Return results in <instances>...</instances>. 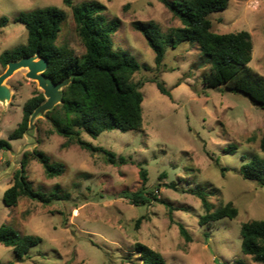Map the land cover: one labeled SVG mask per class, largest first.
I'll return each mask as SVG.
<instances>
[{
  "label": "rangeland",
  "instance_id": "374dc122",
  "mask_svg": "<svg viewBox=\"0 0 264 264\" xmlns=\"http://www.w3.org/2000/svg\"><path fill=\"white\" fill-rule=\"evenodd\" d=\"M96 1L106 7L108 21H117L113 48L127 52L141 69L132 76L141 83L143 100L140 130L103 132L95 139L81 133L93 147L124 157L126 164H108L103 154L82 150L52 132L45 114L33 119L29 136L11 141L9 151H0V226L5 224L21 235H33L41 243L17 260L12 248L0 244V262L12 264H138L134 246L146 245L160 253L167 264H264L241 253L240 228L264 220V187L242 179L241 157L264 158L260 140L264 136V111L240 93L224 88H204L202 78L209 65L198 66L197 45L164 46L161 66L133 25L153 22L164 35L181 28L159 0H71L72 5ZM177 1V0H173ZM56 7L65 13L56 45L76 57L85 50L63 0H0V18L8 23L0 29V54L26 44L23 25L14 22L21 13ZM217 34L248 32L253 44L249 66L264 77V0H231L228 7L208 17ZM4 71L0 65V74ZM16 71L5 85L10 100L0 103V140H7L22 120L25 103L42 93L35 81ZM164 83L170 97L161 95L151 79ZM234 146L233 154L227 153ZM33 149L44 152L52 163L64 166L62 175L47 178L40 164L29 161L27 180L33 190L47 196L54 188L67 200L49 205L20 198L16 207L3 203V194L13 184L21 155ZM220 168L224 171L220 172ZM146 172L142 185L140 170ZM173 188H172V187ZM153 192L173 209L156 201L134 206L120 197L123 191ZM192 191L206 194L214 209L231 203L237 210L227 218L199 225L204 215ZM139 221V222H138ZM181 224L191 238L179 234Z\"/></svg>",
  "mask_w": 264,
  "mask_h": 264
},
{
  "label": "trees",
  "instance_id": "16d2710c",
  "mask_svg": "<svg viewBox=\"0 0 264 264\" xmlns=\"http://www.w3.org/2000/svg\"><path fill=\"white\" fill-rule=\"evenodd\" d=\"M231 0H159L164 8L176 18L181 28L173 34L164 35L157 24H134L133 28L145 39L154 53V62L161 66L164 58V46L173 49L181 44L197 45L201 60L198 66L209 65L210 69L202 78L204 88L217 90L224 88L230 93H240L260 110L264 111V77L253 70L249 63L252 59L253 44L248 32L217 34L211 31L208 19L213 13L225 10ZM65 6L71 8L72 18L77 35L84 46V54L76 57L66 47H58L56 39L60 26L65 20V13L56 7H46L19 14L14 22L24 26L27 33L25 45L3 51L0 54V65L5 69L10 61L38 54L47 61L44 74L54 83L69 79L62 90L61 103L56 105L45 116L52 127V132L89 152L100 151L108 164L124 165L126 159L117 157L106 150L93 147L81 139V133L95 139L103 132L113 130L122 133L137 131L142 126L143 100L140 92L142 84L133 83L132 76L146 66L140 65L127 52L113 48L112 36L118 27L117 21H108L105 17L106 7L96 1H87L72 5L71 0H63ZM8 23L7 17L0 18V29ZM154 83L158 92L166 97L170 93L164 83L157 78ZM45 101L42 93L30 98L23 107L22 120L17 128L8 135L7 140H0V151H9L11 141L22 139L28 128V120L32 112ZM260 151L264 153V136L260 140ZM231 146L227 153L233 154ZM29 161L41 165L47 178L63 174L61 163H52L42 151L33 149L21 155L19 168L13 175V184L5 190L3 203L8 208L16 207L20 198H27L43 205L52 201L67 200L68 196H60L58 188H54L49 196L33 190L27 180L26 167ZM242 164L239 174L242 179L264 187V158L254 155ZM224 171L220 168V172ZM142 185L146 183V172L140 170ZM200 200L204 215L199 217V225L214 223L227 218L233 220L237 210L231 203L216 209L207 201L201 191H192ZM120 197L127 199L134 206H145L152 201L163 204L171 219L173 209L153 192L143 189L136 192L123 191ZM139 222V221H138ZM180 236L190 242L191 238L181 224H177ZM241 253L249 256L255 263H264V220L245 223L240 228ZM41 239L33 235H21L8 225L0 226V244L12 248L19 261L29 251L38 246ZM138 264H167L163 256L137 243L134 246ZM0 264H12L1 263ZM226 264V263H222Z\"/></svg>",
  "mask_w": 264,
  "mask_h": 264
},
{
  "label": "water",
  "instance_id": "95a60500",
  "mask_svg": "<svg viewBox=\"0 0 264 264\" xmlns=\"http://www.w3.org/2000/svg\"><path fill=\"white\" fill-rule=\"evenodd\" d=\"M46 67L47 61L39 57L38 54H34L29 57L20 58L17 61L8 62L4 71L0 74V103L10 100V90L5 85V82L20 69L26 70L25 77L35 81L42 92L45 101L39 105L29 117L28 128L24 134L27 136H29V132L33 128L32 121L34 118L38 116L43 117L46 112L51 111L56 105L61 103L62 90L69 83V79L60 83H54L44 74Z\"/></svg>",
  "mask_w": 264,
  "mask_h": 264
}]
</instances>
